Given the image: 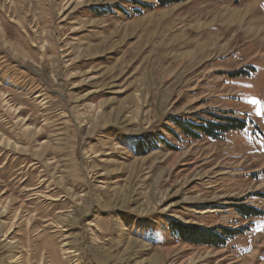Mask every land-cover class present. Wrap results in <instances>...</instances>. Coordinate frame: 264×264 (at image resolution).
<instances>
[{
    "label": "rangeland",
    "instance_id": "obj_1",
    "mask_svg": "<svg viewBox=\"0 0 264 264\" xmlns=\"http://www.w3.org/2000/svg\"><path fill=\"white\" fill-rule=\"evenodd\" d=\"M0 264H264V0H0Z\"/></svg>",
    "mask_w": 264,
    "mask_h": 264
},
{
    "label": "trees",
    "instance_id": "obj_2",
    "mask_svg": "<svg viewBox=\"0 0 264 264\" xmlns=\"http://www.w3.org/2000/svg\"><path fill=\"white\" fill-rule=\"evenodd\" d=\"M154 1H156L160 7H166L172 4H177L188 0H154ZM231 122L234 124L227 126L210 124L209 126L204 127L203 125H197L191 122H184L183 120L180 119L175 120L176 126L189 138L190 137L197 138L198 135L197 133L199 131L202 132L207 137L218 138L219 136H222L228 132L245 129V127L247 126L246 122L242 120L234 119L231 120Z\"/></svg>",
    "mask_w": 264,
    "mask_h": 264
},
{
    "label": "bare ground",
    "instance_id": "obj_3",
    "mask_svg": "<svg viewBox=\"0 0 264 264\" xmlns=\"http://www.w3.org/2000/svg\"><path fill=\"white\" fill-rule=\"evenodd\" d=\"M213 39H214V38H213ZM209 41L213 42V41H215V39H214V40H209ZM209 41H208V42H209ZM205 45H208V44H205ZM50 163H51V162H50ZM5 204H6V203H5Z\"/></svg>",
    "mask_w": 264,
    "mask_h": 264
},
{
    "label": "snow or ice",
    "instance_id": "obj_4",
    "mask_svg": "<svg viewBox=\"0 0 264 264\" xmlns=\"http://www.w3.org/2000/svg\"><path fill=\"white\" fill-rule=\"evenodd\" d=\"M254 103H258V101H253Z\"/></svg>",
    "mask_w": 264,
    "mask_h": 264
}]
</instances>
